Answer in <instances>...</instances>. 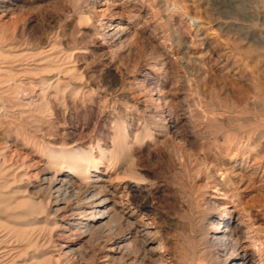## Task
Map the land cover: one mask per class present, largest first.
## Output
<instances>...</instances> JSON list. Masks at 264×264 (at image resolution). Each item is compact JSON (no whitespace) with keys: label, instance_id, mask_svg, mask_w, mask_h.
<instances>
[{"label":"rangeland","instance_id":"rangeland-1","mask_svg":"<svg viewBox=\"0 0 264 264\" xmlns=\"http://www.w3.org/2000/svg\"><path fill=\"white\" fill-rule=\"evenodd\" d=\"M62 174L113 193L102 231ZM224 211L264 264V0H0L7 264H221Z\"/></svg>","mask_w":264,"mask_h":264},{"label":"bare ground","instance_id":"bare-ground-1","mask_svg":"<svg viewBox=\"0 0 264 264\" xmlns=\"http://www.w3.org/2000/svg\"><path fill=\"white\" fill-rule=\"evenodd\" d=\"M56 83V82H55ZM58 84V83H57ZM59 85V84H58ZM56 86V84H55ZM151 91L154 93L155 101H157L158 106L160 107V114L164 118L167 116L170 120L173 118L171 117L170 112L167 110L166 102L163 99V97L159 94L158 88L154 83L149 84ZM58 88V86H56ZM21 91V90H20ZM23 92V91H22ZM55 96V95H54ZM22 98V97H21ZM23 99V98H22ZM28 112V111H27ZM159 115V114H158ZM173 123H171L173 126L172 128L175 130L177 126L179 125L180 121L172 120ZM166 129V128H165ZM170 131V130H169ZM179 136V135H178ZM125 138V135L124 137ZM176 139V138H175ZM70 148V147H69ZM68 148V149H69ZM70 150V149H69ZM68 150V151H69ZM87 152V151H86ZM105 152V151H104ZM123 153V152H121ZM107 155V154H105ZM111 157L110 161H116L117 156L116 153L109 154ZM70 157V156H69ZM230 158V157H229ZM4 162V161H3ZM6 168V167H5ZM44 170V169H43ZM58 172V171H57ZM45 173V172H44ZM81 174V173H80ZM77 177V176H76ZM71 180V179H70ZM69 180V175H53L52 179L49 180L47 185V190L50 196H54L55 199H58L62 197L64 200H68L72 198L75 200L74 202L76 205L74 206V213H77L78 215H81L82 218H87V220L83 223V227L86 228V230H91L92 228H95L97 231L101 230L103 227V222L100 220V217L107 216L108 211L111 210L114 204L110 205L112 203L111 195L113 193L110 190H107L105 193L109 194L108 196H104L102 192H97L96 187L93 188H86L83 190L74 191L71 183ZM5 181V180H4ZM10 184V183H9ZM74 184V183H73ZM76 185V184H75ZM80 186V185H78ZM90 186V185H89ZM76 187V186H75ZM104 187V186H103ZM78 188V187H77ZM98 188V187H97ZM42 189V188H41ZM107 189V188H106ZM99 190V189H98ZM101 190V189H100ZM9 194V193H8ZM23 198V197H22ZM28 198V196H27ZM30 198V197H29ZM114 198V197H113ZM20 200H22L20 198ZM25 200V199H24ZM23 200V206L29 207L26 200ZM61 200V199H59ZM63 200V202H64ZM33 201V200H32ZM57 201V200H56ZM62 201V200H61ZM115 201V200H114ZM15 203V200L13 201ZM29 202V200H28ZM31 202V201H30ZM29 202V203H30ZM55 202V201H54ZM60 202V201H59ZM111 202V203H109ZM33 203V202H32ZM58 203V202H57ZM61 203V202H60ZM16 208L18 207L17 201L15 203ZM36 204V203H34ZM65 204V203H64ZM67 204V203H66ZM65 204V205H66ZM12 203H6L3 205V209L9 210L11 209ZM39 205V204H38ZM37 205V206H38ZM58 205V204H57ZM71 205V204H70ZM119 205V204H118ZM121 205V204H120ZM41 206V205H40ZM33 207V206H32ZM42 207V206H41ZM110 207V208H109ZM20 208V207H19ZM40 208V207H39ZM15 209V208H14ZM29 209V208H28ZM35 211L36 208H33ZM57 209V208H56ZM40 210V209H39ZM44 210V209H43ZM31 211V210H30ZM34 211V213H35ZM114 211V210H113ZM33 212V211H32ZM41 211H38V213ZM1 213V212H0ZM33 213V214H34ZM43 213V211H42ZM111 213V212H110ZM124 213V212H123ZM37 214V213H36ZM35 214V215H36ZM73 214V213H72ZM76 214V215H77ZM112 214V213H111ZM42 215V214H40ZM75 215V216H76ZM113 216L117 217V213L114 212ZM74 217V216H73ZM72 217V218H73ZM1 218V217H0ZM80 218V217H78ZM110 218V217H109ZM112 218V217H111ZM110 218V219H111ZM74 219V218H73ZM103 219V218H102ZM109 219V220H110ZM79 222V221H78ZM59 224V223H58ZM80 224V223H79ZM78 224V225H79ZM98 224V226H97ZM115 224V223H114ZM10 225V224H9ZM32 225V224H31ZM73 225V224H72ZM77 225V226H78ZM29 226V225H28ZM35 226V225H34ZM43 226V225H42ZM49 226V225H48ZM56 226V225H54ZM59 226V225H58ZM107 226V225H106ZM117 226V225H116ZM127 226V225H126ZM12 227V226H11ZM16 227V226H15ZM27 227V226H26ZM52 227V226H51ZM62 227V226H61ZM82 227V228H83ZM128 233L131 234H137L138 231L134 227V225L128 223L127 226ZM48 228V227H47ZM53 228V227H52ZM79 228V227H78ZM91 228V229H90ZM211 241L212 244L217 248L218 252L223 255V261H221V264H258L259 263V254L255 253L254 251H250L246 245L243 243V239H241V229L238 225L235 224L234 218L232 217V212L224 211L223 215H218V218L212 223L211 227ZM9 229V228H8ZM105 229V226H104ZM108 229V228H106ZM51 230V229H50ZM56 230V229H55ZM85 230V231H86ZM103 230V229H102ZM101 230V231H102ZM109 230V229H108ZM121 230V229H120ZM1 231V230H0ZM32 231V229H31ZM84 231V232H85ZM93 231V230H91ZM95 231V230H94ZM93 231V233H94ZM126 231V232H127ZM4 232V231H3ZM38 232V231H37ZM49 232V231H48ZM120 232V231H119ZM8 233V232H7ZM89 233V232H88ZM95 234H98L97 232ZM118 234V233H117ZM243 234V233H242ZM10 235V234H9ZM8 235V236H9ZM13 235V234H12ZM17 235V234H16ZM101 235V234H100ZM119 235V234H118ZM29 236V235H28ZM138 236V235H137ZM3 237V236H2ZM38 237V236H37ZM44 237V236H43ZM110 237V236H109ZM112 237V236H111ZM35 238V237H34ZM107 238V237H106ZM124 238V237H123ZM52 239V238H51ZM132 239V238H131ZM47 240V239H46ZM6 240L4 238L0 237V244L5 243ZM133 241V240H132ZM144 241V240H143ZM10 242V241H9ZM9 242L8 245H9ZM40 242V241H39ZM245 242V241H244ZM11 243V242H10ZM33 243V242H32ZM35 243V241H34ZM105 243V242H104ZM110 243V242H109ZM130 244V243H129ZM128 244V245H129ZM143 244V242H142ZM254 244V243H253ZM5 245V244H4ZM34 245V244H32ZM47 245V244H46ZM105 245V244H104ZM103 245V246H104ZM127 245V246H128ZM250 245V244H249ZM41 246V245H40ZM39 246V248H40ZM48 246V245H47ZM45 246V247H47ZM102 246V245H101ZM10 247V246H9ZM9 247H0V264H7L5 262L8 258H11V252L13 251L12 248ZM32 247V246H31ZM125 247V246H123ZM18 248V247H17ZM116 248V247H115ZM129 248V247H126ZM16 249V248H15ZM28 249V248H27ZM122 249V247H121ZM256 249V248H255ZM19 250V249H17ZM25 250V249H24ZM16 251V250H15ZM75 251V250H74ZM120 251V250H119ZM231 251V253L228 255L227 252ZM23 253V252H22ZM17 254V253H16ZM15 254V255H16ZM46 255V254H45ZM72 256V255H71ZM20 257V254L19 256ZM222 257V256H221ZM261 257V256H260ZM39 258V257H38ZM16 259V258H15ZM9 260V259H8ZM37 260V259H36ZM13 261V260H12ZM39 261V260H38ZM11 263V261H9ZM14 264V263H13Z\"/></svg>","mask_w":264,"mask_h":264}]
</instances>
